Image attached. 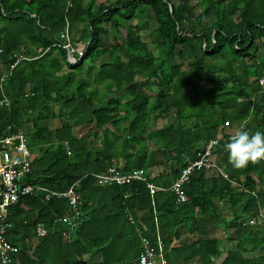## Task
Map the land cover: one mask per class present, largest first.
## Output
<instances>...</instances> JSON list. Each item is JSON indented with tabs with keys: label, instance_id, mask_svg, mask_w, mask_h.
I'll return each instance as SVG.
<instances>
[{
	"label": "trees",
	"instance_id": "obj_1",
	"mask_svg": "<svg viewBox=\"0 0 264 264\" xmlns=\"http://www.w3.org/2000/svg\"><path fill=\"white\" fill-rule=\"evenodd\" d=\"M143 16L155 23L150 43L131 23ZM66 23L70 45L81 51L73 54L75 63L62 47ZM0 50V136L23 129L29 148H39L24 182L54 192L78 182L82 198L75 230L57 225L34 245L37 223L64 216L65 201L42 194L9 207L7 240L20 249L15 264H134L139 237L154 235L155 221L165 252L178 239L179 224L190 222L188 231L198 232L197 243L174 249L188 253L181 259L264 264V223L256 221L264 213V160L234 169L224 147L230 136L212 149L222 155L227 179L196 172L185 186V204L177 205L169 191L150 196L143 183L99 187L92 176L117 158L127 171L150 166L146 152L124 153L160 137L163 152L175 153L174 164L163 180L150 182L168 188L194 158L192 149L215 140L220 123L264 132V0H0ZM100 56L107 59L96 61ZM172 109L177 129L147 132L155 113ZM190 119L199 124L185 128ZM53 120L58 125L50 129ZM83 126L85 134L75 136ZM218 202L229 206L231 219ZM220 229L237 240L226 253L214 237Z\"/></svg>",
	"mask_w": 264,
	"mask_h": 264
},
{
	"label": "built area",
	"instance_id": "obj_2",
	"mask_svg": "<svg viewBox=\"0 0 264 264\" xmlns=\"http://www.w3.org/2000/svg\"><path fill=\"white\" fill-rule=\"evenodd\" d=\"M68 29V23H66L65 33L61 35L65 41L62 47L67 50V55L68 52L71 53L68 61L75 63L73 54H76L78 50H75L70 45ZM259 84L263 85V80H260ZM3 102L7 105L6 101ZM224 127H228V124L224 123ZM218 142V140H211L204 147L197 148L194 158L186 162L179 175L168 188H161L152 184L145 170L140 168L127 171L112 164L105 172L92 176L95 184L99 187H123L132 183H143L146 185L150 196H153L158 191H169L175 196L177 205L185 204L188 201L185 186L196 172H216L224 179H227L224 167L213 160L212 149ZM62 145L67 156H70L68 142L64 141ZM31 160L32 154L23 129L0 136V264H15L16 255L20 251L19 247L11 245L7 240V232L11 227V224L7 222V209L17 204L21 198L27 196L40 198V195L43 194L45 200L49 197H55L63 199L66 203L67 213L54 221L52 225L37 223L34 229V238L31 240L33 245L38 239L54 233L57 225L66 227L68 231L75 230L82 219V198L76 189L78 182L63 192H54L39 185L26 184L24 180L30 174ZM127 221L131 225L135 224V220L131 215L127 216ZM256 221L264 223L263 212L258 214ZM156 225L157 221H155L154 235L139 237L140 253L134 264H167L163 236Z\"/></svg>",
	"mask_w": 264,
	"mask_h": 264
},
{
	"label": "crops",
	"instance_id": "obj_3",
	"mask_svg": "<svg viewBox=\"0 0 264 264\" xmlns=\"http://www.w3.org/2000/svg\"><path fill=\"white\" fill-rule=\"evenodd\" d=\"M77 50V49H75ZM212 113V111H210ZM153 120H150L146 124V129L147 132H154L160 129H165L167 127H173V128H178L179 127V121L176 115V110L172 109L168 111L165 114H158L155 113V115L152 118ZM219 116L215 114L214 120H218ZM197 124H199L198 120L190 119V124L185 123V128H193ZM242 125H238L237 123L233 124L230 127H223L221 123L218 126L217 129V134L215 135V140L221 141L223 134L230 136V133L233 130L236 129H241ZM78 129V128H77ZM82 133L78 134V137H81L85 134L87 131L88 127L83 126L80 127ZM102 132H99V136L97 139L94 140V145L96 147L100 146L101 141H102ZM127 139V138H126ZM187 145L189 142L186 143ZM161 145L155 144L153 141H145L144 144L141 145H136L135 148L128 149L125 151L124 155L130 154V155H135L137 153L141 152H146L147 157H148V162L151 163L149 164L150 166L144 168L145 172L149 176L150 181L152 180H163L165 176L169 174V167L174 164L173 161L169 160V157H174L175 153H170L167 156L163 150L161 149ZM196 150L195 148L192 149V152ZM122 157V155H121ZM213 160L215 163L219 164L220 166L224 167V164L222 162V155L220 154H214L213 155ZM112 164L116 165L118 168L124 170L125 166V160L124 158H117L114 159ZM209 175H219L216 172H211L207 173ZM220 176V175H219ZM154 184V183H153ZM158 187V186H157ZM217 207L220 209V214L223 215L225 220H229L233 217V213L230 210L229 206L225 203L218 202L216 203ZM190 225V222H188V226H185L184 224H179L177 226V229L180 231L179 237L177 240H175L172 245L170 246V249L166 252L167 255V264H205L201 261L199 257H192L189 259H181L186 257L188 254L187 252L182 253L181 255H178L174 249H180L182 247H188L192 244H195L199 241V235L197 231L190 232L188 231V227ZM160 230V229H159ZM161 231V230H160ZM231 230L225 231L223 229H220L215 232L214 237L218 238L220 243H221V250L223 253H226L227 251L231 250L237 243V240H230L228 241V238L231 237ZM243 234V230H240V235ZM221 259L217 260L215 264H220Z\"/></svg>",
	"mask_w": 264,
	"mask_h": 264
},
{
	"label": "clouds",
	"instance_id": "obj_4",
	"mask_svg": "<svg viewBox=\"0 0 264 264\" xmlns=\"http://www.w3.org/2000/svg\"><path fill=\"white\" fill-rule=\"evenodd\" d=\"M224 147L228 163L234 169H244L250 163L264 160V132L250 133L246 128L233 130Z\"/></svg>",
	"mask_w": 264,
	"mask_h": 264
},
{
	"label": "rangeland",
	"instance_id": "obj_5",
	"mask_svg": "<svg viewBox=\"0 0 264 264\" xmlns=\"http://www.w3.org/2000/svg\"><path fill=\"white\" fill-rule=\"evenodd\" d=\"M210 22H211V19L208 18L207 20H205L204 23L209 24ZM131 23L137 24L139 26L141 34H142V38L145 42H148V43L152 42L151 40L154 36L155 23H154L153 19L151 18V16H143V17H141V19L131 21ZM149 48L154 50V46L152 44H149ZM77 50L78 51L76 52V54H78V52L80 51L79 49H77ZM104 59H107V58L105 56H100L99 58H96V61H102ZM173 61L175 62L176 60H173ZM191 111H195V110L187 109L188 113H191ZM152 118H153V116L150 118V120H153ZM183 122H184V124L185 123L190 124V120H186ZM57 125H58L57 120H53V121L48 122V126L50 129L55 128ZM81 133H82V131L79 128L74 129V131H73V134L77 137H78V134H81ZM165 137H167V136H165ZM153 141H156V143L158 142L157 144L161 145L163 140L160 137L159 138L157 137V138H154ZM30 150H31V154L33 155V157L39 155V148H35V149L33 148ZM263 215H264V213H263ZM31 244H33L32 241H31Z\"/></svg>",
	"mask_w": 264,
	"mask_h": 264
},
{
	"label": "water",
	"instance_id": "obj_6",
	"mask_svg": "<svg viewBox=\"0 0 264 264\" xmlns=\"http://www.w3.org/2000/svg\"><path fill=\"white\" fill-rule=\"evenodd\" d=\"M69 57H71V53H70V52H68V58H69Z\"/></svg>",
	"mask_w": 264,
	"mask_h": 264
}]
</instances>
